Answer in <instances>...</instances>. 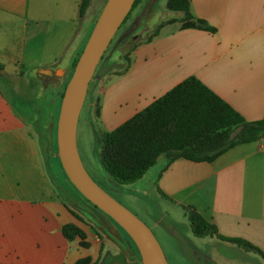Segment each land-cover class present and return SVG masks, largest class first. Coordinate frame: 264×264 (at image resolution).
<instances>
[{
  "label": "crops",
  "instance_id": "0c3cea01",
  "mask_svg": "<svg viewBox=\"0 0 264 264\" xmlns=\"http://www.w3.org/2000/svg\"><path fill=\"white\" fill-rule=\"evenodd\" d=\"M187 1L194 16L215 31L198 27L196 19L183 20V13L154 30L143 28L147 35L125 52L130 65L97 74L90 82L79 126L103 138L191 76L246 120L264 118V0ZM80 2L0 0V264H78L84 259L99 264L105 255L124 253L55 190L43 129L16 107L14 89L10 94L2 87L4 82L31 85L32 74H54L63 81L78 56L73 44L81 38ZM149 36L152 40L146 41ZM60 104V99L49 100L39 111L49 115L45 129L52 157ZM165 166L153 191L173 200L187 218L184 206H194L221 235L245 239L264 253V137L213 161L179 158ZM68 224L84 238L66 235Z\"/></svg>",
  "mask_w": 264,
  "mask_h": 264
},
{
  "label": "rangeland",
  "instance_id": "374dc122",
  "mask_svg": "<svg viewBox=\"0 0 264 264\" xmlns=\"http://www.w3.org/2000/svg\"><path fill=\"white\" fill-rule=\"evenodd\" d=\"M106 2L107 0H96L93 7L87 10L85 16L80 19L78 34L81 38L75 41L76 45L73 44L75 54L78 56L83 51ZM180 3H182V0H142L133 10L129 19L122 24L115 34L104 54V60H101L103 64L106 61L115 62V66H117L113 69H116L124 62L123 56L128 51L126 48L131 42L138 41L142 36L147 35L143 28L148 27L149 30H154V27L163 20L175 19L181 13L184 14V12L173 7V5ZM71 52L72 50L69 53ZM66 59L67 56H64V60ZM102 65H100L96 75L100 74ZM73 71L74 68L63 78V81H58L56 84L45 81L42 74L39 76L32 74L31 79L33 82L31 85L25 82H4L2 87L8 93H10L11 88L14 89L15 93L12 96L15 99L16 107L24 113L36 129H43V149L46 158L50 157V176L58 194L65 201L67 200V203L69 200L78 205L68 203L83 221L93 222L98 230L105 232L91 215L82 211L80 207L85 206L100 214L103 217L104 224L120 240L119 244L116 243L124 253L111 257L105 255L99 264H143L138 247L131 236L114 219L95 207L67 176L58 153V124L54 129L55 156L52 157L53 150L48 131L45 129L48 127L49 115L40 114L39 111L40 108L45 109L48 106L49 100L60 99L62 101ZM60 108L59 106L57 108L59 114ZM46 110L48 112L49 108ZM53 113L55 116L56 106ZM57 119H59V116ZM80 126L78 147L86 169L107 193L133 211L150 227L164 250L168 264H264V258L255 251L239 248L238 245H228L224 241L211 236L196 237L192 232L189 219L184 215L181 207L176 205L173 200L164 198L155 190H152L159 171L166 163L164 156L158 159L157 163L149 169L141 180L123 185L116 181L100 162L99 153L103 139L102 134L92 132L89 126L82 125V128Z\"/></svg>",
  "mask_w": 264,
  "mask_h": 264
},
{
  "label": "trees",
  "instance_id": "16d2710c",
  "mask_svg": "<svg viewBox=\"0 0 264 264\" xmlns=\"http://www.w3.org/2000/svg\"><path fill=\"white\" fill-rule=\"evenodd\" d=\"M91 1L81 0L80 17L85 16ZM141 1L136 0L124 23ZM173 7L184 12L183 20L196 19L198 27L215 31L206 20L194 16L187 0H182V3ZM154 34H158V30H155ZM151 40L152 36L146 38V41ZM137 42V40L132 41L126 50L132 49ZM78 58L79 56L74 60L73 68ZM123 58L124 62L117 68L130 65V57L124 54ZM102 61L97 70L103 64ZM116 66L115 62L106 61L102 65L100 75L110 72ZM262 137H264V118L246 120L201 80L191 76L118 128L105 132L99 159L104 169L116 181L126 185L144 177L161 156L166 158V166L179 158L213 161L237 145L254 142ZM68 203L78 206L69 200ZM80 209L89 213L98 226L115 242L120 243L115 234L104 224L100 214L85 206H81ZM184 209L196 237L217 235L222 240L255 251L264 257L262 250L251 242L221 235L217 226L207 220L194 206H184ZM64 232L68 236L79 235L84 238L83 232L73 224L64 226ZM78 264H89V259H84Z\"/></svg>",
  "mask_w": 264,
  "mask_h": 264
},
{
  "label": "water",
  "instance_id": "95a60500",
  "mask_svg": "<svg viewBox=\"0 0 264 264\" xmlns=\"http://www.w3.org/2000/svg\"><path fill=\"white\" fill-rule=\"evenodd\" d=\"M135 2L107 0L100 13L63 95L57 128L58 153L67 176L78 190L131 236L143 264H168L164 250L150 227L93 179L83 163L78 147L80 114L90 82Z\"/></svg>",
  "mask_w": 264,
  "mask_h": 264
},
{
  "label": "flooded vegetation",
  "instance_id": "af4514ba",
  "mask_svg": "<svg viewBox=\"0 0 264 264\" xmlns=\"http://www.w3.org/2000/svg\"><path fill=\"white\" fill-rule=\"evenodd\" d=\"M43 79H44L45 81L53 82L54 84H56V83L58 82L57 79H56V76H55L54 74L45 75V76L43 77Z\"/></svg>",
  "mask_w": 264,
  "mask_h": 264
}]
</instances>
